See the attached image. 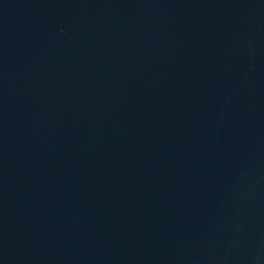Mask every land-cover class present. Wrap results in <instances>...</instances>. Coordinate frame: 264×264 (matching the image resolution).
I'll use <instances>...</instances> for the list:
<instances>
[{
    "label": "water",
    "instance_id": "water-1",
    "mask_svg": "<svg viewBox=\"0 0 264 264\" xmlns=\"http://www.w3.org/2000/svg\"><path fill=\"white\" fill-rule=\"evenodd\" d=\"M0 264H264V0H0Z\"/></svg>",
    "mask_w": 264,
    "mask_h": 264
}]
</instances>
